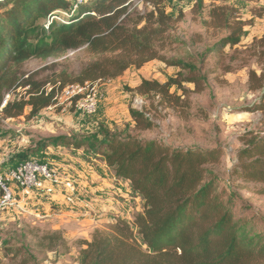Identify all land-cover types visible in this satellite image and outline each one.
Instances as JSON below:
<instances>
[{"label": "trees", "instance_id": "trees-1", "mask_svg": "<svg viewBox=\"0 0 264 264\" xmlns=\"http://www.w3.org/2000/svg\"><path fill=\"white\" fill-rule=\"evenodd\" d=\"M130 1L92 0L80 5L68 22H52L45 29L42 23L48 21L49 15L69 11L72 0H0V104L13 89L29 87L25 96L10 101L0 116L15 119L28 108L32 118L53 106L61 87L54 84L48 92L45 84L34 83L31 77L20 83L21 69L31 60L58 59L82 47L95 60L81 70L74 83L113 81L129 68L139 70L151 61L179 68L176 76L163 84L141 80L134 89H126L132 97L158 98L173 109L186 108L190 93L210 90L209 77L214 73L204 71L207 58L216 57L224 73H233L232 67L223 65V49L238 46L248 25L233 17V9L214 7L209 12L205 26L227 34L216 47L207 48L199 58L187 55L188 58L167 59L162 52L169 39L171 17L152 2L155 10L129 27L126 13ZM196 6L202 7L201 0H196ZM246 51L256 57L258 64H264V34L243 53L234 51L230 61L239 60V67L246 66L248 60L239 58ZM262 68L260 73L248 72V91L259 93L258 100L239 109L240 113H261V117L255 128L240 134L241 146L228 175L264 185ZM60 81L65 85L68 78L61 75ZM170 87L181 95L170 94ZM128 112L131 124L122 128L99 125L91 137L48 138L36 145L35 151L51 144L81 149L94 139L104 166L116 178L128 181L131 191L143 201L142 210L132 222L116 219L109 233L95 231L89 242H83L85 248L78 264H264V232L256 231L253 217L238 216L233 211L237 194L223 199L224 193L218 192L219 180L212 167L219 163L223 151L176 148L160 140L145 139L142 134L155 127L148 111L129 108ZM27 154H17L12 166ZM47 239L50 250L62 240L58 233ZM16 256L18 264H35L27 250Z\"/></svg>", "mask_w": 264, "mask_h": 264}, {"label": "rangeland", "instance_id": "rangeland-1", "mask_svg": "<svg viewBox=\"0 0 264 264\" xmlns=\"http://www.w3.org/2000/svg\"><path fill=\"white\" fill-rule=\"evenodd\" d=\"M90 1L92 0H84V4L88 5ZM147 1L153 6L156 3L155 5L163 9L172 19L168 31L169 39L162 52L167 59L188 58L187 55L199 58L207 48L216 47L227 34L205 26V22L209 20V12L214 7L233 9V17L236 20L248 23L244 27L246 35L241 43L232 49L228 47L223 49V65L232 67L233 73H224L220 65L216 64V57L207 58L204 71L214 73L209 77L210 90L201 94L190 93L186 108L173 109L158 98L132 97L126 92V89H134L141 80L163 84L179 72V68L166 67L158 61H151L139 70L129 68L113 81L92 82L100 95L98 108L93 115L81 113L74 107L62 109L54 103L32 118L29 116L28 108L22 116L15 119L0 116V142L5 141L4 144H0V155H5L1 158V161H5L0 162V172L11 168V165L17 162L16 151L22 150L16 143L13 147L12 143L7 144V141H20L26 137L30 144L25 148L29 149L25 159H34L36 155L30 152L35 151L32 148L36 149L37 143L41 140L57 137H91L95 127L99 125L122 128L131 124L129 108H143L148 111L155 123L151 131L142 134L143 138L160 140L176 148L202 150L220 148L223 151L219 163L212 167L219 180L218 192L224 193L223 199L231 193L237 194L232 204L233 211L238 216L244 217L243 215L248 214L247 218L253 217L256 231L264 232V193L262 192L264 185L246 183L228 175L229 169L235 163V153L241 146L240 134L247 129L255 128L256 121L261 117V113L239 112V109L254 104L259 98V93L252 94L248 91V72L255 70L260 73L261 68L264 67V64H258L256 57L251 56L247 51L239 57L248 60L244 67H239V60L230 61V57L234 51L243 53L253 40H259L264 34V0H201L202 7L199 9L196 0L188 2L131 0L127 5L126 13L129 27L152 11L146 6ZM53 13L49 18L56 17L65 22L76 15L65 16L58 11H55L56 14ZM59 21L61 20H58V23ZM46 23L47 21L42 24ZM142 25L143 23L139 27ZM94 60V57L87 53L86 47L46 62L31 60L21 69L20 83L31 77L34 83L45 84L46 89L54 84L56 87H64L74 83L73 79ZM61 75L63 78H68L65 85H61ZM185 88L192 91L190 85H186ZM169 93L181 95L175 87H170ZM21 95L25 96L23 91L17 94L18 97ZM97 145L98 142L90 139L89 144L80 149L76 157L81 163L94 165L95 169L100 171ZM71 182L76 186L79 197V184L75 180ZM125 200L130 201L128 202L131 207L136 202L135 199L132 201L130 196ZM27 205L22 211L17 209L0 211V264H18L20 260L16 255L25 250L35 258V264H78L80 252L85 248L82 243L89 242L95 231L109 233L114 223L111 218L102 219L96 213L95 223L83 224L84 212L80 213V217H71L63 213L71 212L76 205L65 203L66 207L53 210H45L42 205ZM248 209L250 210L246 212L245 210ZM133 219L127 222L130 223ZM53 233H58L62 240L50 250L47 238Z\"/></svg>", "mask_w": 264, "mask_h": 264}, {"label": "crops", "instance_id": "crops-1", "mask_svg": "<svg viewBox=\"0 0 264 264\" xmlns=\"http://www.w3.org/2000/svg\"><path fill=\"white\" fill-rule=\"evenodd\" d=\"M29 142L30 141L25 137L20 141H7V144L12 143V146L14 147V144L16 143L20 148H22V150H17L16 154H29V149H25L26 146L30 144ZM1 143L4 144L5 141L3 140L0 144ZM32 149L35 150V148ZM72 150L77 154L72 152ZM80 151V149H74L71 146L66 147L58 144H51L46 145L43 148H39L37 151L30 152L36 155L35 159H38L44 164H48L57 169L61 176L67 179L75 180L79 184L78 192L80 202L74 206V210H71V212L63 213H66L71 217H80V213L84 212L83 224H92L96 213H98L102 219H106V217H108L111 218L112 221L114 217L125 221H129L134 218L135 215L142 210L143 201L131 191L129 182L116 178L114 172L104 166L102 158L99 156L98 158L100 160L98 161V166L101 168L100 171L96 170L94 165H89L84 162L81 163L80 159L76 157ZM4 157L5 155H0V162L3 163L5 161H1V158ZM128 196L132 198V201H134V199L136 200V202L133 203V207L129 206V200V202L125 200ZM27 204V206L42 205L45 210L66 207L61 193H55L50 196H43L41 194L34 193L28 199Z\"/></svg>", "mask_w": 264, "mask_h": 264}, {"label": "built area", "instance_id": "built-area-1", "mask_svg": "<svg viewBox=\"0 0 264 264\" xmlns=\"http://www.w3.org/2000/svg\"><path fill=\"white\" fill-rule=\"evenodd\" d=\"M188 2L191 0H179ZM145 2V0H143ZM84 0H74L69 11H58L65 16L74 15L77 13L80 5H84ZM146 6L155 10L150 2H146ZM53 14H56L55 12ZM58 20L60 23H58ZM52 22L57 24L66 23L62 19L50 17L45 24V29H48ZM29 90V87H19L13 89L6 94L0 104V113L10 101L18 99L20 91L24 93ZM51 87L47 89L49 92ZM56 94L54 101L55 105L63 108L74 107L75 110L86 115H93L98 108L100 99L99 91L91 82L83 84L71 83L61 87ZM15 93V94H14ZM50 196L55 193L63 195V201L71 206L77 205L80 200L77 193V188L71 180L61 176L60 172L48 164H44L38 159H24L16 165L11 166L0 172V211L17 209L24 210L28 199L34 194ZM117 218L114 217L113 222Z\"/></svg>", "mask_w": 264, "mask_h": 264}]
</instances>
